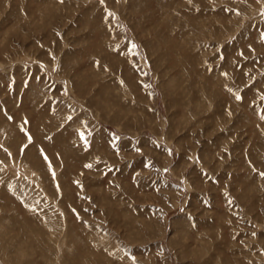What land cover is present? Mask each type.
<instances>
[{"label": "rangeland", "instance_id": "obj_1", "mask_svg": "<svg viewBox=\"0 0 264 264\" xmlns=\"http://www.w3.org/2000/svg\"><path fill=\"white\" fill-rule=\"evenodd\" d=\"M0 264H264V0H0Z\"/></svg>", "mask_w": 264, "mask_h": 264}, {"label": "snow or ice", "instance_id": "obj_2", "mask_svg": "<svg viewBox=\"0 0 264 264\" xmlns=\"http://www.w3.org/2000/svg\"><path fill=\"white\" fill-rule=\"evenodd\" d=\"M226 75V74H225ZM239 98V97H238ZM82 138H83V136H82ZM89 167H90V165H89Z\"/></svg>", "mask_w": 264, "mask_h": 264}]
</instances>
